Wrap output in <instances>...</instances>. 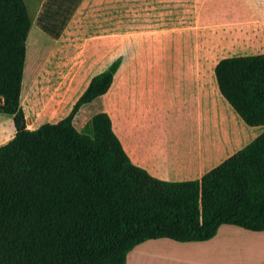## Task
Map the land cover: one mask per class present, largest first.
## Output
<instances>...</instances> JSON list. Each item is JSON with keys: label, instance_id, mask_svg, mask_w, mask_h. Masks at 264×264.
Masks as SVG:
<instances>
[{"label": "trees", "instance_id": "1", "mask_svg": "<svg viewBox=\"0 0 264 264\" xmlns=\"http://www.w3.org/2000/svg\"><path fill=\"white\" fill-rule=\"evenodd\" d=\"M31 28L24 0H0V114L17 129L0 147V264H127L151 240L207 242L224 225L264 232V134L201 180L166 182L132 163L108 114L76 128L120 61L67 119L28 130L21 101ZM215 74L244 124L264 127V55L224 59Z\"/></svg>", "mask_w": 264, "mask_h": 264}, {"label": "rangeland", "instance_id": "2", "mask_svg": "<svg viewBox=\"0 0 264 264\" xmlns=\"http://www.w3.org/2000/svg\"><path fill=\"white\" fill-rule=\"evenodd\" d=\"M40 10L35 21L30 11L22 103L31 130L67 119L93 79L120 61L110 91L83 106L74 124L82 131L108 114L118 138L148 157L141 168L158 180H201L199 167L211 172L264 134L241 121L215 75L224 59L264 55V0H48ZM45 61L54 71L36 82ZM56 89L52 116L45 101ZM15 131L14 120L3 124L0 146ZM227 134L236 139L224 144ZM215 143L222 153L200 164L199 147L205 154ZM258 250L257 264H264V248Z\"/></svg>", "mask_w": 264, "mask_h": 264}, {"label": "crops", "instance_id": "3", "mask_svg": "<svg viewBox=\"0 0 264 264\" xmlns=\"http://www.w3.org/2000/svg\"><path fill=\"white\" fill-rule=\"evenodd\" d=\"M24 1L28 8L29 15L31 14L30 11H33V15L35 16L33 18V21L37 19V15L41 11L40 9H43L46 3L48 2V0H24ZM56 49L57 46L55 45L51 48L52 50L50 51L51 58L57 55ZM59 54L60 53H58V55ZM27 55H28V51H27ZM79 58L80 56L78 55V60H80ZM46 62L47 61H45V64H42L35 69L36 82L40 79V76H43L42 78L44 79L47 76H49L51 72L54 71L53 68L54 66L52 67V70L45 69ZM28 64H29V58L27 56L25 74L23 80L21 104L23 103V99H24L26 74L29 66ZM208 73L209 71L206 70L203 72V79L206 83H208L207 82ZM58 91L59 90L56 89L50 95V98L45 101V111L49 110L52 116H54L58 110L57 105L54 104L56 103V96L58 95ZM29 100L30 99H28V101ZM60 102L61 101L59 100L57 103L59 104ZM11 120H13V117H8L0 114V127L3 124L11 122ZM27 121L28 120H26L27 129L31 130L32 125H29ZM33 124L35 125V123ZM16 133H17V129L14 132V134L11 136V138H9L8 142L15 137ZM225 135L226 134L224 132L223 137H225ZM235 136L237 137V135ZM235 139L236 138L234 137L233 139L231 138L229 139V134H227V138H225L222 142L224 144H227L233 142L232 140ZM120 142L123 146L124 151L126 152V154L128 155V157L130 158V160L134 165L140 168L147 167L148 157H146L144 153L141 152L142 153L141 154L140 151L139 150L137 151V149L131 146L128 141L126 142V144H124L121 140ZM158 150L159 147L157 146L151 147V151L153 153L158 154ZM222 151H223V147L219 148V146L216 143L213 145V149L208 148L205 154L203 149L199 147V155H198L199 163L201 164L206 161L215 159L220 153H222ZM199 168H200L199 178L201 179L204 176V174L201 171L202 168L201 167ZM258 248H264V232L255 233L244 230L236 226L224 225L219 229L217 236L207 242L178 243L167 239L148 241L136 247L129 254L127 259V264H254V263L257 264L256 257L260 255V251L258 250Z\"/></svg>", "mask_w": 264, "mask_h": 264}]
</instances>
